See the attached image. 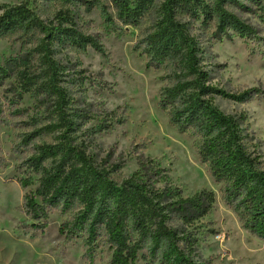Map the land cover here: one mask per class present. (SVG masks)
Listing matches in <instances>:
<instances>
[{
  "label": "trees",
  "instance_id": "obj_1",
  "mask_svg": "<svg viewBox=\"0 0 264 264\" xmlns=\"http://www.w3.org/2000/svg\"><path fill=\"white\" fill-rule=\"evenodd\" d=\"M33 1L4 5L0 14V39L15 37L21 43L20 55L0 64V81L10 75L13 63L21 68L18 78L22 89L54 99L52 119L24 139L29 143L43 132H57L54 141L37 144L20 163L29 172L18 179L27 190L23 199L27 226L33 231L44 230L53 208H74L59 232L70 241L88 231L84 238L90 264L102 231L112 248L106 264H135L147 248L152 255L160 254L166 264H198L193 257L194 231L199 220L213 211L215 191L202 189L183 196L156 158H141L138 168L119 181L111 176L110 168L95 162L73 136L75 114L59 84L53 46L67 41L103 53V44L78 28L69 9L44 19ZM156 1L88 0L91 5L98 3L109 28L138 29L133 49L146 56L147 67L163 68L170 79L161 88L160 109L168 113L170 123L179 131L194 134L200 159L220 185L223 201L243 228L264 240V161L249 149L243 126L247 113L229 114L215 103L216 96L240 102L256 96L264 99V88L254 86L234 93L213 83L204 64V47L183 19L215 18L216 36L257 39L258 28L229 6L247 7L246 1L264 23V0H163L157 18H152ZM36 56L40 73L32 59ZM35 181L37 187L30 188Z\"/></svg>",
  "mask_w": 264,
  "mask_h": 264
},
{
  "label": "rangeland",
  "instance_id": "obj_2",
  "mask_svg": "<svg viewBox=\"0 0 264 264\" xmlns=\"http://www.w3.org/2000/svg\"><path fill=\"white\" fill-rule=\"evenodd\" d=\"M162 1H156L152 18H157ZM18 2L0 0V14L4 5ZM245 4L247 7L232 4L229 8L258 28L257 39L216 36L215 18H183L204 47L203 60L211 81L234 93L254 86L264 88V23L259 13L248 2ZM33 6L44 19L69 9L78 28L103 44V53L67 41L53 46L59 84L67 92L75 114L73 136L77 142L99 166L110 168L117 181L129 177L141 158L151 157L161 161L183 196L202 189L215 191L213 211L199 220L194 231L193 257L198 264H264V240L243 228L236 213L223 201L220 185L200 159L194 134L179 131L170 123L168 113L160 109V91L170 79L163 68L147 67L146 56L133 49L138 29L109 28L98 3L91 5L88 0H34ZM20 52L21 43L15 37L0 39V64L5 65ZM32 59L40 73L39 57ZM11 64L10 75L0 81V264H90L84 238L88 231L70 241L59 232L74 208H53L44 230L33 231L27 226L23 206L27 190L18 179L29 172L20 163L37 144L54 141L57 132H43L29 143L24 139L52 119L54 99L22 89L18 78L21 68ZM215 103L229 114L247 113L243 126L249 149L264 161V99L256 96L240 102L216 96ZM32 176L38 177L34 172ZM37 185L35 181L30 188ZM94 254L92 264H106L111 258L105 231L97 237ZM135 264L166 263L160 254L152 255L147 248L139 253Z\"/></svg>",
  "mask_w": 264,
  "mask_h": 264
}]
</instances>
